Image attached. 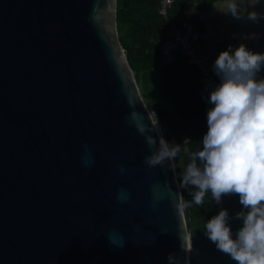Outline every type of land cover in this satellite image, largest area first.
Listing matches in <instances>:
<instances>
[{"label": "water", "instance_id": "95a60500", "mask_svg": "<svg viewBox=\"0 0 264 264\" xmlns=\"http://www.w3.org/2000/svg\"><path fill=\"white\" fill-rule=\"evenodd\" d=\"M159 135L116 0H0V264H189Z\"/></svg>", "mask_w": 264, "mask_h": 264}, {"label": "clouds", "instance_id": "9594fccd", "mask_svg": "<svg viewBox=\"0 0 264 264\" xmlns=\"http://www.w3.org/2000/svg\"><path fill=\"white\" fill-rule=\"evenodd\" d=\"M230 8L239 19L236 0ZM247 17L258 22L264 14L252 9ZM212 70L218 83L207 88L204 96L210 107L202 147H185L161 133L158 143L157 139L149 141L153 150L145 163L149 167L171 165L182 152L187 155L179 187L187 189L192 199L178 197L179 208L203 204L209 190L218 203L224 195L238 194L240 210L232 214L221 207L206 220V235L237 264H264V51L243 41L230 43L218 53ZM82 159L85 167L93 162L91 154ZM125 171L122 165L120 172ZM117 198L123 202L126 190L118 192ZM234 220L240 221L238 227L233 226ZM167 261L180 264L175 252L167 254Z\"/></svg>", "mask_w": 264, "mask_h": 264}, {"label": "trees", "instance_id": "16d2710c", "mask_svg": "<svg viewBox=\"0 0 264 264\" xmlns=\"http://www.w3.org/2000/svg\"><path fill=\"white\" fill-rule=\"evenodd\" d=\"M213 1L174 0L168 18L163 19L157 12L159 0H116L119 41L126 50V58L147 107L155 110L160 119V134L191 149L202 147V136L207 130L206 114L210 105L204 96L208 87L199 81V74L187 65L185 56L180 52L174 53L169 64L155 72L152 69L163 59L168 23L175 22L183 29H192L201 34L204 13L210 9ZM191 7L194 11L189 15L186 10ZM261 38L264 40V35ZM161 84L174 108L160 105ZM187 161L188 157L183 152L173 161L178 183ZM180 191L183 201L192 199L187 189L180 188ZM223 199L224 207L232 214L242 207L238 194H227ZM183 210L190 231V264H237L229 254L217 249L206 235V220L218 212L211 191L206 193L203 204L193 202ZM239 223L234 220L233 226L238 227Z\"/></svg>", "mask_w": 264, "mask_h": 264}, {"label": "crops", "instance_id": "0c3cea01", "mask_svg": "<svg viewBox=\"0 0 264 264\" xmlns=\"http://www.w3.org/2000/svg\"><path fill=\"white\" fill-rule=\"evenodd\" d=\"M233 0H214L209 10L204 13L203 32L196 44L199 55L205 60H214L218 53L228 44L237 45L246 42L249 47L264 51V18L258 22L248 19L247 13L255 9L264 14V0H236L239 8V19L231 14L230 5ZM194 8H188L187 14H191ZM159 102L162 107L174 108V105L166 95L164 86H159Z\"/></svg>", "mask_w": 264, "mask_h": 264}, {"label": "built area", "instance_id": "2783aa9c", "mask_svg": "<svg viewBox=\"0 0 264 264\" xmlns=\"http://www.w3.org/2000/svg\"><path fill=\"white\" fill-rule=\"evenodd\" d=\"M174 0H159L158 14L161 18L167 19L172 9ZM201 34L192 29H183L175 22L168 23V37L163 43V59L152 71H157L161 66L169 64L175 52H180L186 58L187 65L191 66L199 74V81L207 85L208 88L218 83V77L212 70L214 60L205 61L197 52L196 44L199 42ZM150 110V109H149ZM153 122L157 131H161V122L155 110H150ZM213 198V197H212ZM213 203L217 211L224 207V199L218 203L213 198Z\"/></svg>", "mask_w": 264, "mask_h": 264}, {"label": "bare ground", "instance_id": "6f19581e", "mask_svg": "<svg viewBox=\"0 0 264 264\" xmlns=\"http://www.w3.org/2000/svg\"><path fill=\"white\" fill-rule=\"evenodd\" d=\"M118 32V31H117ZM198 52V51H197ZM167 65V64H166ZM196 71V70H195ZM160 134V133H159ZM173 164H174V162H173ZM174 168H175V166H174ZM176 173V172H175ZM176 177H177V175H176ZM177 182H178V180H177ZM178 185H179V183H178ZM180 189V188H179ZM180 193H181V191H180ZM181 200H182V197H181ZM182 212H183V217H184V220H185V224H186V226H187V223H186V218H185V213H184V210H183V208H182ZM188 228V227H187ZM188 231H189V229H188ZM189 236H190V231H189ZM189 240H190V237H189ZM191 244V243H190ZM190 252H191V246H190ZM189 257H190V254H189ZM189 264H190V262H189Z\"/></svg>", "mask_w": 264, "mask_h": 264}, {"label": "rangeland", "instance_id": "374dc122", "mask_svg": "<svg viewBox=\"0 0 264 264\" xmlns=\"http://www.w3.org/2000/svg\"><path fill=\"white\" fill-rule=\"evenodd\" d=\"M139 87V86H138ZM142 95V94H141ZM143 98V97H142ZM144 100V99H143ZM145 101V100H144Z\"/></svg>", "mask_w": 264, "mask_h": 264}]
</instances>
